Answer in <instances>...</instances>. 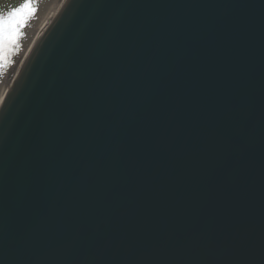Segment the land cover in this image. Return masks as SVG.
<instances>
[{"label":"water","instance_id":"1","mask_svg":"<svg viewBox=\"0 0 264 264\" xmlns=\"http://www.w3.org/2000/svg\"><path fill=\"white\" fill-rule=\"evenodd\" d=\"M14 84L0 264H264V0H66Z\"/></svg>","mask_w":264,"mask_h":264},{"label":"bare ground","instance_id":"2","mask_svg":"<svg viewBox=\"0 0 264 264\" xmlns=\"http://www.w3.org/2000/svg\"><path fill=\"white\" fill-rule=\"evenodd\" d=\"M65 1L66 0H47L31 28L21 41L0 80V107L7 95L11 93L17 77L21 74L23 68L36 50L41 38L48 30V27Z\"/></svg>","mask_w":264,"mask_h":264},{"label":"snow or ice","instance_id":"3","mask_svg":"<svg viewBox=\"0 0 264 264\" xmlns=\"http://www.w3.org/2000/svg\"><path fill=\"white\" fill-rule=\"evenodd\" d=\"M34 11L33 0H24V3L8 10L0 8V59L10 46L18 42L22 35L21 29Z\"/></svg>","mask_w":264,"mask_h":264}]
</instances>
